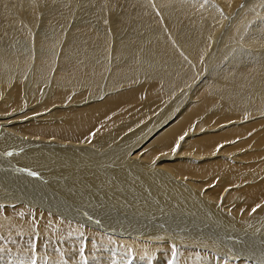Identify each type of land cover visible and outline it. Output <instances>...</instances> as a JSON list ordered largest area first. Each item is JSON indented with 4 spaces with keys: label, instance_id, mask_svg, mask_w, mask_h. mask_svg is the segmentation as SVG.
I'll return each instance as SVG.
<instances>
[{
    "label": "bare ground",
    "instance_id": "obj_1",
    "mask_svg": "<svg viewBox=\"0 0 264 264\" xmlns=\"http://www.w3.org/2000/svg\"><path fill=\"white\" fill-rule=\"evenodd\" d=\"M53 1L30 0L27 11L13 2L20 34L40 12L54 14ZM94 1L100 26L88 21L69 38L53 30L54 38L32 42L37 54L20 57L1 29L0 264H84L85 255L91 264H147L153 254L168 262L173 243H159L185 234L186 217L198 232L223 230L240 252L264 234V104L256 106L264 7L254 5L245 22L253 0ZM188 9H201L203 22H191ZM43 50L57 51L55 62ZM212 69L224 82L196 97L192 86ZM171 72L191 85L165 89ZM234 89L247 94L236 98ZM155 136L149 156L135 154ZM142 202L155 213L137 215ZM147 223L158 233L147 235Z\"/></svg>",
    "mask_w": 264,
    "mask_h": 264
},
{
    "label": "rangeland",
    "instance_id": "obj_2",
    "mask_svg": "<svg viewBox=\"0 0 264 264\" xmlns=\"http://www.w3.org/2000/svg\"><path fill=\"white\" fill-rule=\"evenodd\" d=\"M15 1H17V0H0V6H1V8H0V26H1L0 27V34H1L0 35V40L4 41V39H5L3 37L4 36V32H2V30L3 29H8L9 31L6 30L5 32L8 33L10 37H9L8 40H5V42L8 41L7 43H10V45L12 46L11 48L12 49L14 48L15 50L14 49L13 50L15 51V53L17 52L16 54H18L20 57H22V54L25 55V54L32 53V52H35L37 54L38 52H40L39 49L36 47L37 44L34 46V44L32 42L34 40H36V42L39 44L40 41H37V39H40L41 41H44L46 38H49V39L54 38V34H52L53 30L62 31V32L65 31L64 34H63V37L64 38H67V37L69 38L70 35L71 36L72 35L75 36V34L77 32L81 31L82 25L84 26V23H87L88 21L89 22L93 21L94 24L96 23L95 20H96L97 14L94 11V9L96 7V3H95L94 0H78L77 6L73 5L72 7H71V4L75 3L74 0H70V1L69 0H65L66 2H63L62 0H54L53 3L56 4V5H54L55 9H56L55 13L52 14V15L51 14H47V13L44 14V12L42 11V12L39 13L40 15H39L38 20H35V21L30 20V22L32 21L31 23L33 24V26H30L31 30H30V28L27 29L30 32L28 31L29 33L27 34V37H26V35L23 36V34H20V29L17 27V24H15V22L17 23L19 21L16 20V19L14 21L12 10H11V14L8 11L9 8L10 9L12 8V3L15 2ZM22 1H23V3H22ZM29 1L30 0H21V2H19L20 4H22L21 6H25L24 7L25 11H27L29 8H31L30 5L26 6L27 2H29ZM58 1H60V2H58ZM9 3H10V5H9ZM82 3H83V7H82ZM177 4L180 5L179 2H177ZM254 5H256L257 7H264V1L263 0H253L251 3H249L247 5V7L244 9V11H243V13L241 15L242 18L246 19L245 22L248 21L247 19L249 18V15H251V10L253 9ZM87 6L89 7L88 10L90 12L86 9ZM72 8H74V9H72ZM70 9H72V10H70ZM92 10H93V12H92ZM67 12L68 13L72 12V13L68 15ZM79 14H81V15H79ZM188 14L190 16V21L191 22H196V23H199V24H201L203 22L204 16H203V11L201 9H188ZM235 14H236L235 12H232V16H235ZM41 17H42V19H41ZM87 19H89V20H87ZM84 20H87V21H84ZM5 22H7V24ZM3 24L5 25V27L3 26ZM19 24H20V22H19ZM46 24H47V26H46ZM78 25H79V27H76ZM97 25L98 24L96 23L94 26L95 27L100 26V25H98V26ZM54 26H56V27H54ZM58 26H60V27H58ZM256 26L259 29H261V26L259 24H256ZM13 27L16 28V29H14ZM44 27L48 28L49 30L45 29ZM10 28H12V29H10ZM13 30H14L15 34L12 32ZM10 31L13 34L10 33ZM62 32L60 34H62ZM28 36H30V37H28ZM197 37H198V35H197ZM28 38H31V39H28ZM18 40H20V41H18ZM25 43H26V45H25ZM211 47L209 48L208 52L210 51ZM43 52H44V54L46 56H48L46 58L49 59L51 57L52 61L55 62L54 59L56 57V52L57 51L51 50L50 52H48V51L43 50ZM209 56H211V53L209 54ZM169 57H172L171 53L169 54ZM209 73L210 74L208 76H205L204 78H202L197 85L194 84L192 86L193 92L195 91V96L196 97L201 95V94H204V93L208 92L210 89H214L216 87V85L222 84L224 82L223 79L219 75H217L214 72L213 69L210 70ZM29 75H31V74H29ZM189 85H191V84L184 85L179 80V75L178 74H174V73L171 72L170 73V77L167 80V84L165 86V89H183L184 87H187ZM226 85L228 86V88L230 87L229 83L227 81H226ZM37 87H38V85H36V88ZM119 89H132V88H128L127 86H123V87H120ZM257 90L260 92V99H258L256 101V106L263 105L264 104V89H257ZM224 91H225V89H221L219 92H224ZM176 93H177V90L172 95H174ZM233 93H234V97L237 98V97H240V96H242L244 94H247V89H234ZM172 95L168 96L163 102L158 103V105H160V106L164 105ZM218 114H219V112H218ZM226 127L227 126H221L220 129H223V128H226ZM202 133H204V132H202ZM202 133H200L199 135H201ZM156 140H157L156 136L152 137L151 139L146 141L145 144L139 150H137L135 152V154H143L144 157L149 156L150 153L153 150V146H154ZM259 148H262V146L259 147ZM241 151L252 152V151H248L247 147L244 148V149H241ZM241 151H239V152H241ZM230 153H231V151H230ZM261 157H260L261 160H264V155H262ZM238 163L244 164L245 162H238ZM47 186L51 187L52 184H48ZM158 198H160V197H158ZM205 198L209 202V200L207 199L209 197L206 196ZM130 201H132V199H130ZM160 201H162V198H160ZM127 203L129 204L130 202H127ZM127 203H126V205L129 207L130 204L128 205ZM143 204H144V206H143ZM145 204H146L145 202H142L140 204L141 205L140 207L137 206V209H138L137 210V215H139L140 212H142L145 216L146 215L147 216H151V215H153L155 213L154 206L148 205L149 208L146 207L147 210H144L145 206H146ZM185 207H183L181 205V209H183ZM145 213H147V214H145ZM76 216L79 218L78 215H76ZM162 216H163L162 218H169L167 214L162 215ZM186 218H184V219L182 218L180 220V223L181 222H183V223H181L182 226H180V228H179L180 230L183 229L185 231V234H184V232L172 231L171 232L172 233L171 236L170 235H165L164 238H162L161 242L159 243V245H160L159 247H163V248L166 245V243H165L166 240H169L170 243L171 242L173 243V244L171 243L172 246H173L172 249L169 250V253L168 252L166 253L167 257L165 259H166V261L168 260V262H165V261L164 262H160V261L154 262L157 256L155 254H153V255H151V257H148V259H151V258L152 259L148 260L147 264H175V263H179V264H227V263L230 264V263H234L235 264V261H233L231 258L241 259V257L244 258V259H241V261L248 260V261H252V263L257 262V263L264 264L262 261H260V260H264V259H261V257L259 255H253V254H255L254 251H256V248L259 249L260 251H264L263 250L264 249V234H259L258 237L252 238L250 241L248 240V244L249 245L245 244L244 242L240 243V245H242V246L239 245V247L242 250L240 249V252H238V250L233 248V246L231 245V241H232L231 240V236L224 235L223 230H221V229L220 230H215L212 226L205 225L203 223L205 225V226H203L204 227L203 229H206V230L198 232V229H201V228L191 225L193 223V219L189 218V220L187 221ZM176 221L178 222V220H176ZM184 221H186V222H184ZM147 224L145 226L146 227H151V230H152V232L151 231L148 232L147 235H149L150 233H152V234L158 233V232H156L157 229L155 231L152 228V227H155V226H151V225H149V224L147 225ZM177 225H180V224H177ZM192 226H193V231H191L192 230ZM148 230H150V229L149 228H144L142 230L141 234H143V232H147ZM166 230L169 231L168 229H166ZM154 231H155V233H153ZM203 232H204V234H203ZM134 233H137V231L135 230ZM134 233L132 234V236H134ZM205 236H207L208 238L205 237ZM133 238H136V237H133ZM173 240H175V241H173ZM197 241H199V242H197ZM217 241H219V242H217ZM200 242H201V244H198ZM239 242H240V238L237 239L236 243L238 244ZM253 242H256V243H253ZM187 243H189V244H187ZM214 243H216V244H214ZM237 244H235V245H237ZM214 245H221V246L224 247L225 250L223 249V247H222V249H223L222 250V249H219L220 247H216ZM187 246H189L190 248H187ZM176 247L179 248L178 252H176L175 249H174ZM192 247H196V249L192 248ZM205 249H207V250H205ZM150 250H152V249H150ZM198 251L203 252V253L207 252V251H210V252H213L215 255H214L213 258H209V259L204 257V259H207V261H206V260L203 259V257L198 256L199 255V254H197ZM174 252H176V253H174ZM231 253H233V254H231ZM186 254H192V255H196V256H192V255L188 256ZM235 254H238V255L235 256ZM153 257H155V258H153ZM183 257H184V259H182ZM196 257H198V258H196ZM220 257L221 258H226V259H222L221 260ZM254 257H256V258H254ZM199 258H201V259H199ZM219 258H220V260H219ZM180 259L183 260V263H180ZM229 259H230V261H229ZM80 260H82L84 262V264H91L90 262H88V261L91 260L90 257H88L86 255L83 256V258H80ZM226 260H227V262H226ZM204 261H206V262H204ZM95 263L97 264V262H95Z\"/></svg>",
    "mask_w": 264,
    "mask_h": 264
},
{
    "label": "snow or ice",
    "instance_id": "obj_3",
    "mask_svg": "<svg viewBox=\"0 0 264 264\" xmlns=\"http://www.w3.org/2000/svg\"><path fill=\"white\" fill-rule=\"evenodd\" d=\"M181 139H183V138H181ZM176 147H179V146L177 145ZM174 150H175V149H174Z\"/></svg>",
    "mask_w": 264,
    "mask_h": 264
}]
</instances>
